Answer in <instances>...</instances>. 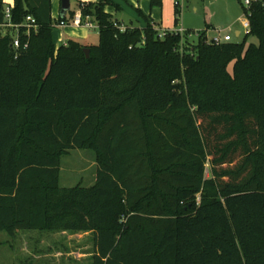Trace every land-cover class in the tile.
Masks as SVG:
<instances>
[{"label":"trees","instance_id":"1","mask_svg":"<svg viewBox=\"0 0 264 264\" xmlns=\"http://www.w3.org/2000/svg\"><path fill=\"white\" fill-rule=\"evenodd\" d=\"M108 5L79 4L97 44L58 46L52 0H0V231L92 232L91 264H264V0L220 44L122 31ZM76 148L92 186L60 185Z\"/></svg>","mask_w":264,"mask_h":264},{"label":"rangeland","instance_id":"2","mask_svg":"<svg viewBox=\"0 0 264 264\" xmlns=\"http://www.w3.org/2000/svg\"><path fill=\"white\" fill-rule=\"evenodd\" d=\"M8 6L11 2L4 0ZM76 3H73V7ZM240 10L245 13L243 6ZM181 17L178 25L189 30L191 41L198 40V33L206 31L207 38L219 35V29L233 36L232 41L241 42L246 30L241 36L235 35V30L228 21V15L218 12L217 9L207 5L203 0H184L181 6ZM215 11V12H214ZM214 12L213 18L211 13ZM117 17L126 21V9L117 11ZM129 25V22H126ZM240 24L239 27H240ZM242 27V25H241ZM96 34L95 44L99 42V30L91 28ZM258 42L256 36H250L248 43ZM233 64L229 69L232 70ZM98 163L96 153L92 149H72L65 153L61 159L60 185L71 187L76 185L92 186L97 181ZM94 253V235L92 232L71 231H39L19 230L15 235L7 231H0V264H91Z\"/></svg>","mask_w":264,"mask_h":264},{"label":"crops","instance_id":"3","mask_svg":"<svg viewBox=\"0 0 264 264\" xmlns=\"http://www.w3.org/2000/svg\"><path fill=\"white\" fill-rule=\"evenodd\" d=\"M7 1L11 2L10 5H13L14 3V0ZM97 1L99 0H70V9L63 11L62 1L52 0V17L55 20L62 16L69 18L70 10L77 12L80 3ZM112 1L117 5V7L108 5L106 7V11L111 13L115 19L125 26L144 28L147 25V17L151 19V23L157 29L172 28L175 26V6L173 0ZM203 1L205 2V0ZM74 2L76 3V6L73 7ZM206 2L208 6L217 9L218 12L228 15V21L231 23V27L234 28L236 36L244 34V26L240 24V18L243 15V11L240 9L242 8L241 6L242 3H244V0H206ZM123 9L127 10L129 16L127 20L129 21H126L123 17H117V11ZM214 12L211 13L212 18L214 16ZM126 22H129L130 24L127 25ZM238 24H240V27ZM95 35L96 34L92 33L91 28L85 26L67 25L64 27H55L54 29V38L58 46L61 43H66L69 39H73L84 44H95Z\"/></svg>","mask_w":264,"mask_h":264},{"label":"built area","instance_id":"4","mask_svg":"<svg viewBox=\"0 0 264 264\" xmlns=\"http://www.w3.org/2000/svg\"><path fill=\"white\" fill-rule=\"evenodd\" d=\"M183 1L184 0H173L174 6H178L179 8H181V6L183 5ZM252 1H254V0H244V4L247 7H249L251 5ZM6 17L8 19H10V7H7V9H6ZM27 20H28V23H27L28 27L32 26V24L35 23V19L32 16H29ZM241 22H242V25L244 26V28L248 32L249 28H250V21H249V17H248L247 13H245V18H243V20ZM8 25H11V23H6V24L0 25V34L4 33L3 27L8 26ZM53 25L55 27H64L67 25H75V26H85L88 28H94V27L98 28L96 22L94 20H92L90 17L83 18L80 8L75 13V15L71 18L70 21H64V20H59V19L55 20L54 19ZM114 25L122 31H124L126 29V26L121 24V23L115 22ZM16 27L18 28V26H16ZM158 30H159V37H164L168 31L175 32L177 34L180 33L182 35H184L187 32V30L184 29L183 25H177V26H174L172 28H159ZM218 31H219V35H216L211 39L207 38L206 41L208 43L220 44L223 42H228V41L233 40V36L231 35V33H229V32L224 33V31H225L224 29H219ZM13 45L15 48H18L21 45L18 32L16 33V35H14Z\"/></svg>","mask_w":264,"mask_h":264},{"label":"water","instance_id":"5","mask_svg":"<svg viewBox=\"0 0 264 264\" xmlns=\"http://www.w3.org/2000/svg\"><path fill=\"white\" fill-rule=\"evenodd\" d=\"M61 1H62V9H63V11L69 10L70 9V0H61ZM84 51H85L87 57H89L90 49L89 48H84Z\"/></svg>","mask_w":264,"mask_h":264}]
</instances>
